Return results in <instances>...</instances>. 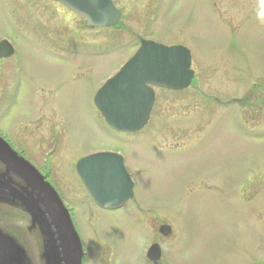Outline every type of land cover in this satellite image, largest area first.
Wrapping results in <instances>:
<instances>
[{
  "label": "rangeland",
  "instance_id": "374dc122",
  "mask_svg": "<svg viewBox=\"0 0 264 264\" xmlns=\"http://www.w3.org/2000/svg\"><path fill=\"white\" fill-rule=\"evenodd\" d=\"M113 2L119 24L89 28L53 0H0V39L15 49L0 59V131L49 173L82 264H145L155 241L163 264H264V0ZM139 37L188 48L194 79L156 89L144 129L118 132L93 98ZM99 150L122 154L134 181L121 208L98 207L77 174ZM3 212L16 214L0 226L33 246L29 215Z\"/></svg>",
  "mask_w": 264,
  "mask_h": 264
},
{
  "label": "water",
  "instance_id": "95a60500",
  "mask_svg": "<svg viewBox=\"0 0 264 264\" xmlns=\"http://www.w3.org/2000/svg\"><path fill=\"white\" fill-rule=\"evenodd\" d=\"M74 11L86 16L90 26L109 27L119 22L120 11L111 0H58ZM12 47L0 42V57L12 54ZM190 53L183 46H165L153 41L141 40L135 55L122 67L119 73L109 79L97 92L95 104L108 124L120 131H137L147 122L153 103V91L146 84L164 88L182 89L189 85L193 71L190 69ZM98 160L103 169H96L92 162ZM0 162L8 171L15 173L24 183L22 191L8 186V180L1 189L16 194L22 207L29 212L34 222L45 230L54 226L60 241L64 264H80V247L71 227L69 217L51 188L21 159H17L7 144L0 140ZM78 171L95 201L104 208L120 206L131 197V185L114 154L101 153L86 157L78 165ZM7 174V173H6ZM6 176V175H5ZM46 215L51 222L48 223ZM160 232L169 233L163 226ZM52 241H45L44 257L51 252ZM8 251V253H7ZM24 258V249L14 239L0 233V264H10L12 256ZM148 257L156 260L157 246L149 249Z\"/></svg>",
  "mask_w": 264,
  "mask_h": 264
},
{
  "label": "flooded vegetation",
  "instance_id": "af4514ba",
  "mask_svg": "<svg viewBox=\"0 0 264 264\" xmlns=\"http://www.w3.org/2000/svg\"><path fill=\"white\" fill-rule=\"evenodd\" d=\"M8 180V186L12 188L19 189L22 187V182L18 177L10 172L4 176V166L0 163V185H4L3 182ZM0 221L8 219V216H11L12 219L15 217L14 214H4L3 210L6 208L12 212L21 211L24 215L26 214L22 209L21 202L17 199L16 194L12 193L9 190L1 189L0 192ZM14 215V216H13ZM3 216H6L5 218ZM29 224L26 225V231L28 236L31 238L30 242H33L27 245L25 249V257L16 260V256L13 255L10 264H64L61 260L62 255L60 250L56 249L59 246V243L56 241L55 230L53 227L48 228L47 230L43 229L37 222H32L31 218L28 216ZM47 219V218H46ZM48 221V219H47ZM3 231L15 239H20L16 234V228L12 223L6 224L2 227ZM17 237V238H16ZM17 239V240H18ZM45 241H52L51 243V252L48 251V257H44L45 253ZM33 248V249H32ZM8 253V251H7ZM37 260V261H36ZM253 264H256L255 262Z\"/></svg>",
  "mask_w": 264,
  "mask_h": 264
}]
</instances>
